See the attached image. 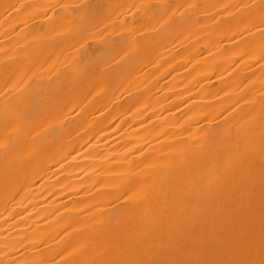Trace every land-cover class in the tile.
I'll list each match as a JSON object with an SVG mask.
<instances>
[{
  "label": "bare ground",
  "instance_id": "bare-ground-1",
  "mask_svg": "<svg viewBox=\"0 0 264 264\" xmlns=\"http://www.w3.org/2000/svg\"><path fill=\"white\" fill-rule=\"evenodd\" d=\"M0 264H264V0H0Z\"/></svg>",
  "mask_w": 264,
  "mask_h": 264
}]
</instances>
